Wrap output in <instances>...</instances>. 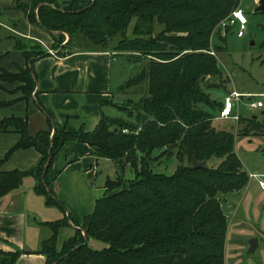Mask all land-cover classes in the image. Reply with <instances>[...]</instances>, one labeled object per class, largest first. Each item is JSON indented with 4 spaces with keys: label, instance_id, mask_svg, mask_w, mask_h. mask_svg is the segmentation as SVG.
I'll list each match as a JSON object with an SVG mask.
<instances>
[{
    "label": "trees",
    "instance_id": "obj_1",
    "mask_svg": "<svg viewBox=\"0 0 264 264\" xmlns=\"http://www.w3.org/2000/svg\"><path fill=\"white\" fill-rule=\"evenodd\" d=\"M15 3L30 21L49 30L53 38L67 32L65 45L71 43L73 35L101 46L120 36L118 48L133 51L127 53L128 59L141 62L139 71L126 84L146 81L144 93L132 108L116 103L127 117L102 114L92 130L80 127L71 131L50 122L48 128L31 135L26 117L1 118L0 136L9 126L20 136L0 158V196L16 189L25 176L31 175L35 179L34 189L44 194L47 204H61L49 191V170L54 155L69 140L85 141L94 147L96 156L115 163L117 175L106 178L105 191L96 198L93 211L84 215L80 223L73 221L77 226L72 234L59 243V233L69 224L67 215L41 221L51 229L38 251L45 255L44 264H225L227 219L218 194L242 188L249 175L234 150V134L216 129L211 124L216 114L205 108H220L202 86L207 74H220V69L215 56L203 49H208L213 26L227 17L238 0ZM133 18L131 32L139 37L127 38ZM156 21L163 28L153 33ZM229 32H233L231 27ZM219 38L225 40V36ZM61 40L53 47H59ZM34 45L38 47L35 52L17 42L15 47L23 49L26 65L15 72L0 67V78L18 79L35 86L31 54L42 56L46 51ZM30 96L0 99V104ZM38 104L53 118L48 109ZM245 126L244 133L253 130L264 134V121L250 117ZM124 127L128 131H123ZM29 146L41 154L37 165L28 169L1 168L13 150ZM173 148L179 160L173 171H154L157 162L152 161L170 155ZM157 150L161 151L153 155ZM194 153L197 159L206 161V167L192 165ZM212 158L220 160L212 165ZM127 162L135 171L132 178L122 174ZM88 238L105 245L92 247ZM23 252L16 245L13 249L0 248V264H15Z\"/></svg>",
    "mask_w": 264,
    "mask_h": 264
},
{
    "label": "crops",
    "instance_id": "obj_2",
    "mask_svg": "<svg viewBox=\"0 0 264 264\" xmlns=\"http://www.w3.org/2000/svg\"><path fill=\"white\" fill-rule=\"evenodd\" d=\"M19 1L30 3L32 0ZM0 10V28L6 30L5 34L0 36V43L2 40L10 41L7 48L0 49V67L15 72L17 67L26 65L23 49L15 47L17 42L22 43L25 49L38 44L40 48L46 51V54L42 56L33 55L31 58L36 81L31 96L28 99L19 98L8 104L0 105V120L2 117L11 115L26 117L28 132L33 135L41 129L48 128L50 122L57 128L65 127L71 131H76L80 127L85 130H92L102 114L122 115L121 110L115 103L124 99L120 90L123 78H120V83L113 87L112 64L114 55L111 50L92 47L69 50L64 44L66 38L62 41L61 47L53 49V35L51 32L36 22L30 21L26 12L16 6L15 0H0ZM245 12L247 14V30L250 13L246 10ZM234 35L236 34L234 33ZM253 41L254 44L256 41L255 39ZM261 44H264V40ZM49 49H53L55 53L51 54ZM59 49L63 52L57 53ZM227 61L229 65L237 63L233 60L232 55ZM225 68L228 72V63L225 64ZM233 82L231 81L232 84L228 87V90L234 88L239 91H264V88H244V86H238ZM13 84L14 82L3 81L0 78L1 100H7L15 96V92L12 94L9 91ZM38 102L52 113L53 118H49ZM218 102L219 107H221L223 98ZM242 114L240 107V115L237 119L215 118L231 119L237 123ZM245 114L249 118L254 117L259 121L264 120L262 109L249 110ZM245 128L244 125L243 133ZM244 134L249 141L251 137L256 135L264 136L263 133L253 130ZM19 136V132L12 126L1 133L0 158L14 145ZM93 149L94 147L85 141L69 140L54 155L49 170V176L52 179L48 188L53 197L59 200L61 204H47L45 199L43 201L46 206H56L52 218L45 216L48 213L41 216L36 214L41 199L38 197L39 195L36 196L35 179L31 175L25 176L23 182L16 189L0 196V248L13 249V245H16L25 250L19 255L15 264L45 263V255L38 251L42 240L48 237L50 232L47 236H35L37 241H34V234L33 237L27 235L28 226H47L41 221L67 215L69 224L66 226L71 228L72 234L77 226L73 221L80 223L84 215L93 211L96 198L105 191L104 180L106 176H111L116 171L115 163L111 159L114 167L112 163L109 164L111 168L101 167L105 160L101 156H96ZM161 150H157L154 155ZM40 157L41 154L33 146L17 148L3 161L1 168L6 170L14 168L28 169L37 165ZM162 157L156 161H160V159L163 161ZM247 173L249 178L255 179L256 177L251 176V173H257L260 178L264 179V171L250 170ZM248 181L244 187L225 193L227 199L225 207L228 211L234 203L243 202L248 192ZM94 240L88 238L87 242L95 248H101L105 245L103 242Z\"/></svg>",
    "mask_w": 264,
    "mask_h": 264
},
{
    "label": "rangeland",
    "instance_id": "obj_3",
    "mask_svg": "<svg viewBox=\"0 0 264 264\" xmlns=\"http://www.w3.org/2000/svg\"><path fill=\"white\" fill-rule=\"evenodd\" d=\"M239 1L240 5L250 13L249 24L245 35L242 37L236 36L234 35V32H231L226 34L224 41H221V39L219 38L220 34L218 21L210 31L208 49H203V51L209 52L210 54L215 56L217 65L220 69V74L206 75V77L212 80L213 83H209L205 86L207 88L206 91L208 92L210 97L213 98L217 103H219L218 101L223 98V95L225 91L228 90V87L231 86V81H234L238 86H244V88H264V44H261V42L264 40V13L253 11L256 0H238V2ZM134 21L135 19L133 18L129 23L126 31L127 38L139 37L131 32ZM162 28L163 24L156 21L154 24L153 33H156ZM231 29L233 30V28ZM5 32L6 30L4 28H0V36L2 34H5ZM144 37L146 38L147 36ZM65 38L66 40L68 39L67 32H61L60 35H57L56 37L54 36V42L52 43V46L53 44L58 45L61 39L62 43ZM118 38L120 39V36L115 37L112 41H109L107 43V46H101L81 35H73L71 43L66 46L67 49L92 47L111 50L112 54L114 55L112 64L113 87H116L120 83V78H123L121 81L122 83L120 90L122 91L124 99L116 101V103L125 104L132 108L134 106L133 102L137 103L140 96H142V94L144 93L146 88V81L144 82L143 80L137 84H126V81L139 71L141 62L135 63L133 60L128 59L127 53H132L133 51L130 52L128 50L118 48ZM254 39L256 42L253 44ZM9 42L10 41L2 40V42L0 43V49L7 48ZM61 43L59 47H61ZM59 47H53V49ZM30 49L31 51L35 52L38 47L33 45L32 47H30ZM33 55L34 54H31V56ZM230 55H232L233 60L237 61V63H235L234 65H229V62L227 61V59H230ZM226 63H228V72L225 68ZM2 80L14 82L12 88H10L9 91L12 94H14L15 92V96H12L11 98L19 97L22 95H31L34 90V86L31 87L30 84L22 80H10L8 78ZM234 82L233 84H235ZM205 108L212 110L214 114L217 113L218 109L217 106L212 108ZM241 112L243 114L240 116L241 119L238 120L237 123L235 121H232L231 119H217L214 116L211 120V124L216 129L228 130L234 134V150L238 154L243 164V168L246 172L250 170L264 171V136L256 135L254 137H251L250 141L247 140L248 137L244 136L245 134L242 132V129L245 125L244 123H247V121L249 120V117L247 116V114H245L249 112V109L246 105L241 104ZM121 113L122 115H124V117H127V115L124 114V111L121 110ZM171 150L173 151V153L171 152L170 155L166 157L165 155H162L163 161H161V159L160 161H152V163L159 162L158 164H155V166L153 165L154 171L170 173L171 170L175 168V166L179 163V160L175 155L176 148H173ZM101 157H103V160H105V163H103L101 167H105V169H107L110 163H112V166L114 167L113 162L109 158L104 156ZM219 160L220 158H212L210 159V164L216 165ZM184 161L187 162L186 159H184ZM137 165V167H140V162H138ZM122 174L125 178H132L135 176L134 168L132 167L130 162H127L125 164ZM116 175L117 172L115 171L111 174V176H106V178H114ZM106 178L104 180V183L106 181ZM256 180V178H249L247 186L248 192L245 199L243 200V202L238 201L234 203L233 206L231 205L229 211L225 207L227 202L225 196L226 192L218 194L222 211L225 213L227 219V230L224 243L225 264H264V189L258 185V182ZM35 193L37 194L35 195H39L38 197L41 199V201H39V210L36 212V214L41 216L42 214L48 213V215L45 216L52 218L56 206H46L43 202L45 199L44 195L38 194L37 192ZM70 229L71 228L69 226H65L61 230L58 236L59 243L63 238L71 234ZM49 232L51 233L50 227L44 225L27 227V235L33 237L34 234V241H37V237L35 236H47ZM251 237H257L258 243L254 251L248 252L247 249L249 247V239ZM96 241L102 242L100 240Z\"/></svg>",
    "mask_w": 264,
    "mask_h": 264
},
{
    "label": "built area",
    "instance_id": "obj_4",
    "mask_svg": "<svg viewBox=\"0 0 264 264\" xmlns=\"http://www.w3.org/2000/svg\"><path fill=\"white\" fill-rule=\"evenodd\" d=\"M246 23L247 14L239 1L238 4L231 9L227 17L219 22V33L222 36H226L229 27H231L236 36H243L246 31ZM49 52L51 54L55 53L53 49H49ZM241 104L246 105L250 111L261 109L264 111V91H239L234 88L228 90L224 94L223 105L219 108L215 117L237 119L240 115ZM122 130L126 131L128 129L124 127ZM251 176L256 177L259 186L264 189V179L260 178L257 173H251Z\"/></svg>",
    "mask_w": 264,
    "mask_h": 264
},
{
    "label": "water",
    "instance_id": "obj_5",
    "mask_svg": "<svg viewBox=\"0 0 264 264\" xmlns=\"http://www.w3.org/2000/svg\"><path fill=\"white\" fill-rule=\"evenodd\" d=\"M253 11H262L264 12V0H256V4L253 7ZM212 81L209 80L208 77H206L204 79V81L202 82V86H206L207 84L211 83ZM192 165L197 167V166H202V167H206V161L203 160H199L196 157V154L194 153L192 156ZM258 240L257 237H251L249 239V247L247 249L248 252H252L254 251L255 247L257 246Z\"/></svg>",
    "mask_w": 264,
    "mask_h": 264
}]
</instances>
